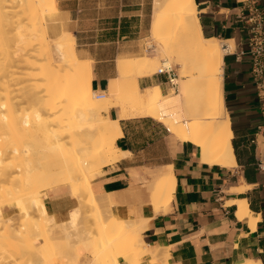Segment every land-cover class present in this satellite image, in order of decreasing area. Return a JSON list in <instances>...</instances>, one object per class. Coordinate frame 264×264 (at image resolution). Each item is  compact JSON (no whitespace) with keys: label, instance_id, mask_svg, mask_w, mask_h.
<instances>
[{"label":"crops","instance_id":"1","mask_svg":"<svg viewBox=\"0 0 264 264\" xmlns=\"http://www.w3.org/2000/svg\"><path fill=\"white\" fill-rule=\"evenodd\" d=\"M153 1L57 0V27L72 35L79 59L91 61V87L99 91L98 96H106L104 90L117 76L120 58L141 56L146 49ZM259 1L264 10V0ZM194 2L203 35L220 42L233 41V48L223 55L222 91L235 165L201 162L197 147L179 142L151 117L120 119L122 135L115 146L129 154L104 166L92 176L90 184L96 196L114 199L116 203L110 208L113 216L124 220L147 218L142 241L151 247H167L164 250L169 264H236L245 260L264 264V170L258 168L259 163L264 167V138L255 136L261 115L246 53L245 11L238 0ZM139 82L142 87L160 85L164 92L170 86L167 74L159 72ZM110 109L106 115L117 119L118 109ZM253 137L256 144L250 143ZM166 166L171 167L174 193L167 206L157 212L144 185L151 180L150 171ZM43 194L45 210L58 224H67L76 208L80 217L88 211L67 186L52 187ZM233 200L247 203L255 219L253 229L249 217L238 219L237 206L228 203ZM0 210L5 219H13L15 228L20 227L15 203H4ZM31 214L35 216L34 211ZM77 254L76 264L90 259L83 247L77 246ZM118 260L124 263L121 256ZM142 264H149V259H143Z\"/></svg>","mask_w":264,"mask_h":264},{"label":"bare ground","instance_id":"2","mask_svg":"<svg viewBox=\"0 0 264 264\" xmlns=\"http://www.w3.org/2000/svg\"><path fill=\"white\" fill-rule=\"evenodd\" d=\"M15 10H20L22 13H24V15L28 13L27 16L29 17L27 18V22H25L30 25L32 31L29 32L32 34L33 31L39 32L38 29L40 26L42 27V31H45L46 28L42 26L45 22V13L56 14L58 12V3L57 0H0V19L1 17H6V25L3 24L4 28H6L7 25H9L10 28V26H13L14 22L18 21L16 18L13 19L11 16L7 17L8 15H11V12L14 15ZM29 10L32 12V14ZM152 11V23L149 30L152 42L147 43L148 48L152 49L154 47L153 43L158 45V43L163 42L160 40L168 37V35L170 36L171 33H173V36L176 35L179 30L180 32L178 35L180 40L186 44L187 49L189 48V50L186 49L185 52L183 51L180 53V56L175 60L177 67L179 66L178 73L175 74L177 77L175 80H172V84L175 86L177 85L176 93L172 92L171 94L166 95L164 89L160 85H151L147 87H145V83L143 84L144 87L140 85V79L153 76L157 71L158 59L156 58V54H154V56L145 55L133 57L132 59L125 57L121 58L117 68L119 78H114L109 81L108 87L106 89V96H98L91 87V61L79 60L74 38L68 32H64L63 34L61 33V36L57 38L55 37L56 39L54 42L53 40L49 41L50 39L46 38L48 42H51L50 46L47 44L48 42L40 43V41L44 40V37H46L43 33V35H38L40 38L43 37L44 39L42 38V40H40V38L37 36L39 38V48H35L36 51H34L32 46L33 51H31L36 53L25 55L29 56V58H24V62L21 61L23 64L25 63V65L22 64L23 67L25 66V69L21 70L23 67L19 65L20 63H15V66L18 64L19 67H21V69H19L20 71H24V76L20 75V72L19 74L15 72L17 73L16 75H20V78L24 77L27 82L26 88H28L26 91H24L26 93L23 98L20 95L23 102H20L19 104L21 106V103H23L29 108L32 107V111L30 110L29 112V108L27 109L26 107L27 113L24 109H21L23 112H25V116L23 115L24 118L22 115H20L21 117L18 115L23 114L22 112H16L14 118L19 117L20 121L24 125L30 127L34 119L35 124L33 126L45 127L47 129V136L50 141L49 144L53 148H63L65 145H68L65 143L70 141L73 143L75 151L82 153L83 155L81 167L86 173V183L85 185L78 186V190L81 192L80 193L78 191L80 193L77 197L79 201L78 204L82 203V198L85 197L91 207H103V205L100 206L97 196L94 195L91 189L90 170L86 171L85 168H89L91 165L92 169L95 170V167L93 168L94 164L96 165L97 169H100L103 166L117 161V153H120V156H126L129 154L128 152L121 151L120 149L117 150L115 146V141L122 135L119 126L120 119L151 117L163 124L170 133L175 135L179 142L191 143L197 147L201 162L208 165H217L221 167H232L235 165V157L231 143L232 131L224 106L222 91L223 55L230 51L233 47L230 49V45L227 43L228 41L220 45L218 39L207 38L203 35L197 18V8L194 0H154ZM7 13L9 14L7 15ZM14 16L18 17L16 14ZM28 24L27 26H29ZM15 25H18L17 22L14 24V26ZM9 28L6 29L8 30ZM1 31L2 28L0 30V54L4 55L6 54L5 52L8 51L5 49V46L8 44H3L4 41L2 39H5V37H2ZM10 32L14 33L12 31ZM8 33L6 32L5 34L4 32L3 34H5L4 36L10 35V33ZM35 34L37 35V33L34 32L33 35ZM10 37L14 38L13 36ZM30 38L35 39L34 36ZM38 40L35 41L38 42ZM18 41L19 40H17V42ZM33 41L30 44H36L35 41ZM14 42H16V40H14ZM229 42H231L233 45V41ZM52 43H54V45ZM52 45L53 47H51ZM34 47L36 46L34 45ZM10 48L12 47L10 46ZM32 48H28L29 52L32 50ZM153 51L156 53V49H153ZM13 52L15 53L16 50H13L12 52L9 51L8 53L13 56L9 57L6 55L5 59L7 57H9V59H14V54H12ZM195 56H198L202 59L200 63H197L196 67H194ZM2 61L6 62L4 60ZM15 61L20 62L19 60ZM7 65H9V63ZM161 65L162 68H160L157 72L169 70L166 69L167 67H170L167 62H165V64L162 62ZM26 68L28 69V72ZM8 69L9 68H7V71ZM14 70L15 69L13 68V71ZM13 71L11 72L13 73ZM194 73L197 75L193 76ZM16 75H14L15 79H20ZM4 79V77H1L0 81ZM13 79L14 78L11 80ZM17 79L16 81H18ZM21 79L23 80V78ZM5 80L0 82V86L1 84L4 85L1 86L0 92H2L3 87H9L7 85L5 86V82H8L9 80ZM16 81L14 80L13 82L16 83ZM26 82H23V85H25ZM130 84L134 85V87L132 89H128L123 95L122 92L124 86ZM23 90H25V88ZM1 96L4 99L3 94ZM7 96L8 94L6 97ZM15 104L12 103L13 106ZM34 106L35 108H33ZM110 108L118 109L117 119H111L106 115ZM1 109H3L2 101L0 102V110ZM9 109L7 111H10ZM51 114L56 115H52L53 117H51ZM0 115H2L1 111ZM3 115L1 116L2 118H9V115L8 117L5 114ZM66 120H69L70 122L68 125L69 128H66L67 126H65L69 123L68 122L66 124ZM78 123H81L82 125L88 124L91 129L89 128L87 131H83L81 128L82 125H77ZM74 124L78 127L81 125L80 129L77 127L78 129L75 128L76 130L72 131L71 129L76 127ZM70 126H72V128ZM82 136L84 138H80ZM10 151L17 153L18 149L13 148ZM5 153V149H0V180L7 176V172H4L1 169V164ZM150 176L151 180L149 183H147V186L149 187L150 191L153 194L155 193L158 197L156 200V206L153 208V210H158L159 208H164L167 206L172 196L171 193H174L172 191L173 184L175 182L170 166L159 168L156 173ZM233 190L234 189L231 191ZM228 203L237 206V217L239 220L249 217V225L251 229H253L255 225V219L251 217L247 203L244 200H233L229 201ZM77 209L78 208H76L71 213V220H73L71 226H74L75 230L79 229V226H77L78 222L76 220L79 216ZM44 213H41V215ZM20 216L21 223L22 219L29 220L33 217V215H31L28 210L21 212ZM114 217H112L111 222H101L102 226L99 229L98 234H101L100 236H102L104 230H109V236L106 239L97 241L96 238L90 237V248L92 247V252L94 255V261L91 263L121 264L117 260V255H111L109 250L111 247L113 249L116 242H118L117 235L127 233L128 235H133L135 253L130 254L125 250V248H119L120 251H124V253L120 255L124 262L123 264H142V261L145 258L149 259V264H158L155 260L159 254H163L165 256L162 264H169L167 261L168 254L165 251L167 247L164 248L165 250L160 248L162 251L159 252V248L148 246L142 241L141 233L145 229L147 218L143 217L141 219L138 218L139 220L126 221ZM3 221L8 222L9 227L15 234L17 232H21V227L23 224L20 228H15V222L12 218H6ZM112 236L114 237L112 238ZM103 238L104 237H101V239ZM87 243H89V241ZM73 253L75 262L78 259L75 249H73ZM236 264L261 263L255 260H245Z\"/></svg>","mask_w":264,"mask_h":264},{"label":"rangeland","instance_id":"3","mask_svg":"<svg viewBox=\"0 0 264 264\" xmlns=\"http://www.w3.org/2000/svg\"><path fill=\"white\" fill-rule=\"evenodd\" d=\"M18 11H19V13H18ZM8 14L9 13H7V15ZM10 14L11 15H8L7 17L11 16V17H13V19L16 18L21 23L16 21L18 25L14 26V24L16 23V22H14L13 26L12 27L10 26V28H13V29H10L9 25H7L6 28H9L7 30L6 28L3 27V24L6 25V20H5L6 17L5 18L1 17V19H0L1 20L0 21V27L2 28L1 35H2V37H5V39L4 38L2 39L4 41L3 44L4 45H7V44L10 45L11 44L10 46L12 47V48H10V46H8V45H7L8 47L5 46L6 48L5 47L4 48L6 49V51L7 50L8 51L5 52L6 54H4V55L0 54L1 55V57H0V59H1V61H0V68H1L0 79H1V77H4L7 81L9 80L8 82H5L6 84L4 82L3 83L5 84V86L7 85L10 87V88L9 87L8 88L3 87L2 92H4V93L0 92V94L1 95L3 94V96H4V99H3V97L0 95V97H1L0 102L1 101L3 102V109H1L0 111L2 112V115L5 114L7 117L9 115V118H7L8 120L6 119V117L2 118L1 117L2 115H0V117H1V119H0V134H1L0 149H5V151H6L5 155L3 156L1 169L4 172H7V176L0 180V205H2L4 203H15L17 205L19 214H21V212H23L25 210H28L30 212V214H31V212L34 211L35 216L30 218L29 220H23L22 219V223L20 222V227L22 224L23 225L25 224V225L24 226L22 225L20 233L17 232L15 234L14 232H12L11 228L9 227L8 222L3 221L5 218L3 217L1 210H0V264H51L50 262H52V261H59L63 264L64 263L76 264L78 259L74 262L73 249H75L77 252V246L83 247L84 250L86 252H88L90 255V259L87 260L85 262V264H93L91 262L94 261V255L92 252V247L90 248V246H91L90 245V241H91L90 237L96 238L97 241H102L109 236V233H108L109 230H107V231L104 230V232L102 233L103 234L102 236H100L101 234H98V232L102 226L101 222H104V223L107 222L108 223V222L112 221L111 219L114 216L110 213V208L116 202L114 201L113 198L102 199V198L97 196V200L99 201L100 206L103 205V207L101 206L100 208H95V207L93 208L88 204L87 199L84 197V198H82V203H80V205L87 207L88 211L86 210V213L82 217H80L81 216L80 211L78 210L79 216L77 217L76 220L78 222L77 226H79V229L75 230L74 226L73 227L71 226V224L73 222V220H71V219L67 224H58L55 221L54 217L52 215H49L45 210L44 203H43V196H44L43 193L47 189L55 187V186L56 187L57 186H60V187L61 186H67L70 194L73 197L77 198L79 196V194L81 193L78 190V186L79 185H81V186L85 185V183H86V181H85L86 173L84 172L83 168L81 167L83 155H82V153H78L77 151H75L73 143H71L70 141H67L65 144H68V145H65L63 148H59V149L53 148L49 144L50 141H49V138L47 136V133H48L47 129L45 127L33 126L35 124L34 119L32 121V125L30 127V126L24 125L20 121L19 117L14 118L16 112L17 113L22 112L23 114H18V115L19 116L22 115V117H23L25 112L27 113L26 110L29 108L28 106H26V104L21 103L22 104L21 106L19 104L20 102H23V100H21V99L23 98V96L26 93L24 91H26L28 89V88H26L27 82L24 79V77H21V78H23V80L19 77L20 75L24 74L23 73L24 71L22 72L19 70V69H21V67H19V65L22 66V64H23L21 61L29 58V56H25V55H31V54L36 53V52H31V51H33V48H34V51H36L35 48H37V49L39 48L38 47L39 46L38 45V43H39L38 39L40 38L39 36L42 33L46 37H44L45 38L44 39L41 36L44 40H42V38H40V40H42V41H40V43H42V42L47 43L48 42L47 39H50L49 41L53 40V42H54L55 39L57 37L61 36L60 34L61 33L63 34L65 31L61 32V28L57 27L58 21L55 18V14L45 13V22L42 25L43 27L46 28V29L44 28L45 31L43 32L42 27L40 26L38 29L39 32L33 31L32 34H30V32L32 31L30 25L28 23H26L27 18L29 17V16H27L28 13H26L24 15V13H22L20 10H15L14 15L16 14L18 17H15L12 12ZM22 14H23V16H22ZM31 14H32V12H31ZM2 20H3V22H2ZM27 24L29 26H27ZM1 28H0V30H1ZM3 30H4L5 34H6V32L7 33L9 32L10 35L4 36L5 34H3L4 33ZM10 31H12L14 33H11ZM18 32H20L21 34ZM34 32L37 33V35L36 34L33 35ZM179 32H180V30L178 31V33ZM178 33L174 36H173V33H171L170 36L168 35V37L164 38L163 40H160L163 42L158 43V45L156 43H153L154 47L152 49L151 48L149 49L147 46V43L152 42L151 41L152 39L149 36L144 41L146 49L142 52L141 56H145V55L146 56L147 55L148 56H154V54H156V58L158 59L157 60L158 61L157 62V65H158L157 71L160 68H162L161 67L162 62H164V64H165V62H167L170 65V67L169 68L167 67L166 69L171 70V73H173L175 75L176 73H178V70H179V66L177 67L175 60H176V58H178L180 56V53H182L183 51L185 52V50L187 49L186 44L180 40ZM10 36H13L14 38H12ZM32 36L35 37V39L33 38L34 41L38 40V42L35 41V43L37 45L34 43L30 44L33 41V39L30 38ZM14 40H16V42H14ZM17 40H19V41L17 42ZM24 41H25V43H24ZM222 43H224V42L219 41L220 45ZM227 43L230 45V47H233L231 42L228 41ZM47 44L50 46L51 42H48ZM52 44L54 45V43H52ZM1 45H2V43H1ZM34 45L36 47H34ZM53 45L51 47H53ZM32 46H33V48H32ZM28 48H30V49L32 48V50H30V52H29ZM17 49H18V52L20 51L19 53L17 52ZM153 49H156V53L153 51ZM13 50L14 51L16 50V52H17L16 55H15L16 52L12 53V54H14V59L17 61L19 60L20 62H16L14 59H11V58H10L11 60L9 59V57L10 56L12 57L13 55L9 54L8 52L9 51L12 52ZM187 50H189V48ZM27 52H28V54H27ZM6 55L9 56V57H7L8 59L7 58L5 59ZM22 56H23V59H22ZM17 58H19V59H17ZM132 58H129V59H132ZM2 60L6 61L7 63L3 62ZM120 60H121V58L117 61V68H118ZM80 61H82V60H80ZM201 61H202V59L200 57L195 56L194 57V67H196L197 63H200ZM8 63H9V65H7ZM12 63L14 65V67H13ZM15 63H18V64L20 63V64L19 65L16 64L17 66H15ZM10 65H12V66H10ZM23 65H25V63ZM6 66H8V67H6ZM7 68H9L8 69L9 72L7 71ZM13 68L15 69L14 71H13ZM24 69H25V66L21 70H24ZM10 70L13 71L14 75H16L17 73L19 74V72H20V75H16V76H18V78H20V79L16 78L18 81H16L15 76L13 75V73ZM117 71H118V69H117ZM157 71H156L155 75L157 74ZM15 72H17V73H15ZM27 72H28V69H27ZM4 75H7L9 77L13 76L12 78H14V79L11 80L12 78H9V77L4 76ZM196 75H197L196 73L193 74V76H196ZM176 77L177 76L175 75V79H176ZM115 78H119L118 73H117V76ZM4 80H1V81H4ZM14 80L16 81V83L13 82ZM11 81H12V83H11ZM19 81L21 84L19 83ZM23 82H26L25 83L26 86L23 85ZM9 83L12 85H10ZM2 85L3 84H1V86ZM1 86H0V88H1ZM22 86H24V87H22ZM133 87H134V85H131V84L124 86L122 94L124 95L128 89H132ZM22 88L23 89L25 88V90H23ZM8 89H9V91H8ZM6 90L8 93L6 92ZM10 90L12 91V94H11ZM0 91H1V89H0ZM104 91H106V90H104ZM94 92L98 95L99 91H94ZM168 92H170V93H168ZM172 92L173 93L177 92V85L176 86H169L168 89L165 91V94L168 95V94H171ZM7 94H8V96L6 97ZM10 95H11V97H10ZM20 95L22 96V98ZM17 99L20 101H18ZM11 100H14V101H11ZM4 101L7 104H5ZM12 103L15 104L14 106H16V107H14L12 105ZM8 104H9V106H8ZM17 104L19 105V107ZM4 106H6V107H4ZM26 107H27V109H26ZM4 108H6V109H4ZM9 108H11V109H9ZM31 108L28 109L29 112H30ZM33 108H35V106ZM8 109L10 111H7ZM21 109L22 110L24 109L25 112H23ZM67 111H69V110H67ZM13 112H15V113H13ZM52 115L53 114H51V117H53L56 114H54L53 116ZM51 117H50V119H51ZM66 117H67V115H66ZM2 119H3V121H2ZM9 120H11V121H9ZM68 122H69V120L68 121L66 120V124ZM69 124H70V122L67 125H65V126H67L66 128H69V126H68ZM79 124H81V123H78L77 125H79ZM77 125H75L76 127L73 128L74 130L73 129H71V130L75 131L78 128L80 129L82 124L80 125V127H78ZM70 127L72 128V126H70ZM81 128L83 129V131H87L89 128L91 129V127L88 126V124L82 125ZM81 132H82V130H81ZM171 135L176 139L174 134L171 133ZM80 138H84V137L82 136ZM13 148L18 149V152L17 153L11 152L10 150ZM117 150H119V149L117 148ZM117 156H118L117 161L123 157V156H120V153H117ZM117 161H115V162H117ZM115 162H112L110 164H113ZM94 167H95V170L92 169L91 165L89 166V168L88 167L85 168L86 171L90 170L91 179H92V176L97 175L96 173L99 172L104 166L100 169H97L96 165L93 164V168ZM157 171L158 170L150 171L149 175H153ZM91 189H92V187H91ZM144 189L146 190V192L149 195V200H150V204H151L152 208H155L156 200L158 198L157 195L155 193L153 194L150 191L147 184L144 185ZM92 191H93V189H92ZM93 193H94V191H93ZM132 194H134V192H132ZM94 195H95V193H94ZM160 210H158L157 212H159ZM41 211H43V212H41ZM157 212L154 211V213H157ZM41 213H44V214L41 215ZM141 218H143V217H139V219H141ZM144 218H146V217H144ZM139 219H125V220L126 221H129V220L133 221V220H139ZM87 231H88V233L91 231L90 232L91 234L90 233L88 234ZM114 236H112V238ZM117 236H118V238H117L118 242H116L113 249L111 247V249L109 250L110 254L111 255L112 254L117 255L116 256L117 260H118V256H120L122 253H124V251L123 250H122L123 252L120 251L119 248H125V250L127 252H129L130 254H134L135 253V246H134L133 235H128L126 233V234H120ZM101 237H104V238L101 239ZM38 241H42V242L38 243ZM88 241H89V243H87ZM35 242H37L36 245H34ZM116 248H118V249H116ZM156 248H159V247H156ZM161 251L162 250H160V248H159V252H161ZM76 255L78 256V254H76ZM121 259H122V257H121ZM164 259H165V256L163 254L162 255L159 254L155 261L158 264H162ZM33 260H35L36 262L34 263ZM118 262H119V260H118ZM94 264H95V262H94ZM121 264H123V263H121Z\"/></svg>","mask_w":264,"mask_h":264},{"label":"built area","instance_id":"4","mask_svg":"<svg viewBox=\"0 0 264 264\" xmlns=\"http://www.w3.org/2000/svg\"><path fill=\"white\" fill-rule=\"evenodd\" d=\"M238 1L245 11L242 19L248 33L246 53L250 58V77L255 87L261 115V123L256 128L255 136L264 138V10L261 8L259 0ZM159 73L167 74L170 86H175L172 84L175 75L171 73V70H164ZM250 143L256 144L255 137L250 140ZM258 168L264 170L262 163H259Z\"/></svg>","mask_w":264,"mask_h":264}]
</instances>
